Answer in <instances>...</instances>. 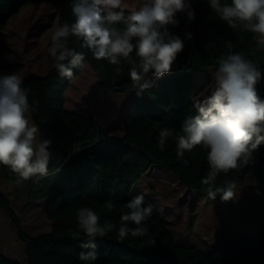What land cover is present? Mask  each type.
Masks as SVG:
<instances>
[{
	"label": "trees",
	"instance_id": "16d2710c",
	"mask_svg": "<svg viewBox=\"0 0 264 264\" xmlns=\"http://www.w3.org/2000/svg\"><path fill=\"white\" fill-rule=\"evenodd\" d=\"M39 2L50 3L58 11V24L72 21L71 0H0V30L24 6ZM195 8L196 20L187 26L194 39L185 40V49L178 56L174 71L155 79L139 97L131 85L126 62L122 61L121 71L117 73V66L92 60L75 38H70V47L86 54V63L97 76L96 86L86 100L87 115L65 108L66 91L82 70H74L71 80L60 77L51 68L44 77L23 81L22 86L27 89L32 104L31 118L39 127L41 137L53 141L49 175L27 181L34 199L51 198L46 217L52 223V232L28 236L13 205L0 196V209L15 227L19 240L26 245L28 264H85L79 257L81 252L88 250L81 249L79 244L87 237L78 228L77 210L90 207L101 217V224L107 220L118 228L120 214L126 211L124 206L134 197L132 179L139 175L138 167L127 168V162L134 155L167 167L181 185L206 194L201 185V178L209 171L206 150L197 147L178 158L175 135L167 139L165 149L161 151L159 131L168 127L174 134L178 133L183 120L194 116L192 97L196 73L214 69L220 58L233 52L251 59L264 71V50L255 45L253 34L233 30L219 21L215 12L207 7V0H195ZM185 28L186 18L181 16L180 26L171 30L183 38ZM127 91L135 93L125 118L124 135L118 138L106 132L97 100L102 94ZM257 91L264 98V81L257 85ZM255 155L263 159L264 147ZM184 160L188 161L187 165ZM64 169L69 172L68 177L58 180ZM250 171L251 166L230 171L227 175L221 173L216 183L219 186L226 180H235L238 186ZM0 175L7 181H19L2 165ZM257 190L264 206V183ZM144 226L148 228L145 237L129 236L125 241L117 242L115 230L103 238L98 237L96 257L87 264H264V229L258 239L240 235L210 253H203L195 246L179 244L167 222L153 212ZM152 240L155 245L151 244ZM10 264L19 263L12 261Z\"/></svg>",
	"mask_w": 264,
	"mask_h": 264
},
{
	"label": "clouds",
	"instance_id": "9594fccd",
	"mask_svg": "<svg viewBox=\"0 0 264 264\" xmlns=\"http://www.w3.org/2000/svg\"><path fill=\"white\" fill-rule=\"evenodd\" d=\"M207 7L229 28L253 34L255 45L264 50V0H207ZM70 11L71 22L54 24L50 30L47 53L51 67L67 80L73 79L74 70H84L86 54L69 44L70 38H75L92 60L117 66V73L122 61L126 62L138 97L155 79L174 71L185 40L194 39L187 26L196 20L195 0H143L135 6L128 0H71ZM181 16L186 18L183 38L171 30L180 26ZM209 73V85L192 97L196 115L187 116L178 133L162 128L158 146L163 151L167 139L175 135L178 158L197 147L206 150L209 171L201 178V185L208 199L215 201L219 196L222 202H234L238 197L236 181L226 180L219 186L216 182L221 173L254 165L255 154L264 146V98L257 91L264 71L251 59L233 52L220 58ZM22 85L18 71L0 74V165L20 182L49 175L53 143L41 137L39 127L30 119L32 104ZM124 207L118 228L107 220L101 224V217L90 207L77 210L78 228L87 237L79 244L88 250L79 257L85 264L96 257L98 237L114 230L117 242L148 235L144 223L153 207L145 206L144 195L134 196Z\"/></svg>",
	"mask_w": 264,
	"mask_h": 264
},
{
	"label": "rangeland",
	"instance_id": "374dc122",
	"mask_svg": "<svg viewBox=\"0 0 264 264\" xmlns=\"http://www.w3.org/2000/svg\"><path fill=\"white\" fill-rule=\"evenodd\" d=\"M128 2L135 6L143 0ZM54 24H58V11L47 2L26 5L18 14L10 17L6 26L0 30V74L18 71L23 81L46 76L52 68L47 47ZM210 69L195 74L194 96L211 82ZM96 83L97 76L86 63L84 70L71 81L66 91L65 108L79 115H87L86 100ZM134 93L127 91L102 94L98 98V112L109 135H122L124 120ZM192 112L195 116V109L192 108ZM30 119L32 120L31 116ZM131 166L138 167L139 171V175L132 179V195H144L145 205H152L153 213L167 222L179 244L202 248L210 253L214 247L240 235L253 239L260 237L264 229V206L257 189L264 183V158L256 157L250 173L237 187L236 201L227 203L219 198L212 201L206 194L184 187L167 167L152 164L141 155L131 157L127 168ZM68 173L64 169L58 175V180L68 177ZM30 186L31 184L22 185L25 190H29L32 200ZM5 189L12 197L15 195L12 185H7ZM21 204L23 202L18 201L14 206L28 236L37 237L52 232V223L46 217L42 205L27 208L23 213ZM9 224L13 228V234H9L8 230L4 232L0 225V238L7 240L6 247L1 250L3 263L10 264L9 261L17 260L25 264L28 260L26 245L19 240L11 221Z\"/></svg>",
	"mask_w": 264,
	"mask_h": 264
},
{
	"label": "crops",
	"instance_id": "0c3cea01",
	"mask_svg": "<svg viewBox=\"0 0 264 264\" xmlns=\"http://www.w3.org/2000/svg\"><path fill=\"white\" fill-rule=\"evenodd\" d=\"M133 97H134V95H133ZM124 122H125V120H124ZM122 131H123L122 132V135L120 137H118V138L123 137L124 131H125L124 130V126H123V130ZM9 184L12 185L13 186V189L15 190V195H13V197L10 195V192H5V191H7L5 189V187L7 185H9ZM22 185H27V181H24V182H20V181H18V182H11V181L4 180L1 177V175H0V196L3 197V198H5L6 200H8L13 205V207L16 210V212H17V209L14 206V204L17 205V202L18 201H21V202H23V204H21L22 205V208L21 209L23 210V213H24V211L27 208H30L31 209V208H33L36 205H42L43 206V210H44L45 215H46V209H47V206H48L51 198L48 197V196H46V197L45 196L44 197L41 196L39 198H35V199L33 198L32 200H30V197H29V194H28V190H25V188H23ZM17 214L19 215L18 212H17ZM19 217H21V216L19 215ZM20 220H21V218H20ZM9 221H10L9 218L6 216V214L4 213V211L0 209V225L3 227L2 228L3 231L6 232V230H8V233L9 234H11V233L13 234V228L9 224ZM21 222H22V220H21ZM22 224L24 226V223L23 222H22ZM25 231H26V229H25ZM26 233H27V231H26ZM6 241L7 240L4 241L2 238H0V264H4L3 263L4 262L3 261L4 259L2 258L3 255H2L1 250H3L6 247ZM2 246H3V248H2ZM214 248H216V247H214ZM198 249L199 250L201 249L200 250L201 252L206 253L205 250H203L202 248H198ZM12 261L13 260L9 261V263H11ZM16 262L19 263V261H17V260H16ZM28 263H29V261L26 260V263L25 264H28ZM19 264H22V263H19Z\"/></svg>",
	"mask_w": 264,
	"mask_h": 264
}]
</instances>
